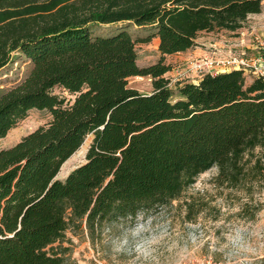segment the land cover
I'll return each instance as SVG.
<instances>
[{"label": "trees", "instance_id": "trees-1", "mask_svg": "<svg viewBox=\"0 0 264 264\" xmlns=\"http://www.w3.org/2000/svg\"><path fill=\"white\" fill-rule=\"evenodd\" d=\"M263 10L264 0H0V71L15 52L31 63L0 91V140L33 109L52 116L0 150V264H68L69 231L93 234L172 205L215 166L220 184L264 185V160L251 165L264 149V77L166 76L168 55ZM106 25L115 31L98 33ZM154 38L161 56L141 67L137 45ZM136 76L151 77L153 91L132 88ZM90 135L85 162L59 178Z\"/></svg>", "mask_w": 264, "mask_h": 264}, {"label": "rangeland", "instance_id": "rangeland-1", "mask_svg": "<svg viewBox=\"0 0 264 264\" xmlns=\"http://www.w3.org/2000/svg\"><path fill=\"white\" fill-rule=\"evenodd\" d=\"M115 26H103L101 34H110ZM135 36L148 33L146 28L132 26ZM255 34L264 37V10L249 17L244 27L236 33L215 30L200 34L199 42L245 40V50L250 57L260 53ZM247 45L251 47L248 49ZM138 64L141 67L158 61L156 42L137 45ZM13 61L0 71V91L11 88L25 79L31 69L27 56L13 54ZM190 60V59H189ZM176 73L183 71L180 62H172ZM181 66V68L179 67ZM249 85L256 75L245 72ZM171 78V76H168ZM178 81H192L185 75L174 77ZM172 79V78H171ZM129 85L141 93L153 91L151 77L136 76ZM55 93L72 97L62 87ZM52 116L46 110L33 109L6 137L0 140V150L17 144L24 136L47 124ZM93 136L87 137L82 147L63 165L59 178L64 179L86 160ZM251 165L258 159L264 160V149L258 148L251 155ZM250 165V166H251ZM219 168H211L201 174L172 205L141 213L135 220L122 219L106 224L91 234L87 229L69 231L71 258L68 264H264V185L250 184L232 187L217 180ZM192 202V219L187 217ZM198 211V213H197ZM1 217V216H0Z\"/></svg>", "mask_w": 264, "mask_h": 264}, {"label": "built area", "instance_id": "built-area-1", "mask_svg": "<svg viewBox=\"0 0 264 264\" xmlns=\"http://www.w3.org/2000/svg\"><path fill=\"white\" fill-rule=\"evenodd\" d=\"M254 38L260 45V53L256 57H250L247 51L241 50L245 47L243 44L235 45L227 51L214 49L206 55L192 57L188 63V67L196 75L195 81H192L196 82L208 73L232 69H244L245 72L264 77V37L255 34ZM171 81L173 83L172 79Z\"/></svg>", "mask_w": 264, "mask_h": 264}, {"label": "crops", "instance_id": "crops-1", "mask_svg": "<svg viewBox=\"0 0 264 264\" xmlns=\"http://www.w3.org/2000/svg\"><path fill=\"white\" fill-rule=\"evenodd\" d=\"M257 14H253L251 16H255ZM250 16V17H251ZM228 31V30H227ZM230 33H236L237 31H229ZM203 33V32H202ZM154 42H156V47L158 51V57L160 58L161 54L159 51V43L160 40L159 38H154ZM198 45H196L193 48L188 49L187 51L184 52H179L173 55H168L166 57V62L172 65V70L167 73L168 76H171L173 83L175 80V76L179 75H185V77L190 78L191 80L195 81V73L191 71V69L188 67L189 59L192 57H199L208 54L210 51H213L214 49L217 50H222V51H227L229 48H232L235 45L243 44L245 46V40L239 41V42H233V41H202L199 42V38L197 39ZM248 49L249 45H247ZM174 61H179L180 65L184 66V69L180 73H176V67H174L173 63ZM181 68V66H179ZM166 75V76H167ZM197 82V81H196Z\"/></svg>", "mask_w": 264, "mask_h": 264}]
</instances>
